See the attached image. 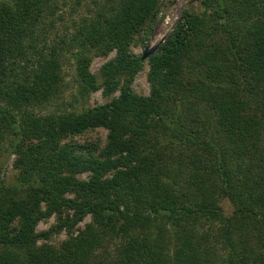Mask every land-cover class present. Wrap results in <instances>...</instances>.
Returning a JSON list of instances; mask_svg holds the SVG:
<instances>
[{
  "label": "trees",
  "instance_id": "16d2710c",
  "mask_svg": "<svg viewBox=\"0 0 264 264\" xmlns=\"http://www.w3.org/2000/svg\"><path fill=\"white\" fill-rule=\"evenodd\" d=\"M200 1L202 13L185 11L147 53L151 92L142 96L132 83L145 56L131 45L152 30L160 0H0V142L9 141L18 172L14 184L0 186V264H223L221 248L230 245L236 257L234 233L252 239V224L264 223V147L260 119L234 94L236 87L249 92L264 115V0ZM220 37L233 68L217 80V54L207 80L192 87L184 59ZM114 50L99 78L90 70L93 56ZM70 59L81 109L39 113L63 91ZM100 86L120 95L88 105ZM191 92L212 104L231 146L184 125ZM97 126L109 130L101 157L61 140ZM176 148L192 152L193 194H178L169 181L165 157ZM232 155H248L262 172L252 177ZM83 172L88 180L77 177ZM220 198L235 205L232 215ZM65 210L72 215L37 232L40 221ZM88 215L93 222L60 247L38 244ZM217 222L216 233L201 230ZM108 236L121 237L122 245L104 260L96 251ZM255 261L264 264V253Z\"/></svg>",
  "mask_w": 264,
  "mask_h": 264
},
{
  "label": "rangeland",
  "instance_id": "374dc122",
  "mask_svg": "<svg viewBox=\"0 0 264 264\" xmlns=\"http://www.w3.org/2000/svg\"><path fill=\"white\" fill-rule=\"evenodd\" d=\"M205 10L204 5L200 0H160L159 11L154 17V21L151 24L152 30L141 32L131 45L132 51L137 55L145 56L142 69L137 73L134 82L132 83L133 90L142 96H149L151 92V84L148 79V72L150 69L149 60L147 57L148 52H153L161 43H163L174 30L177 22L180 20L182 14L185 11H194L202 13ZM219 37V36H218ZM220 54L221 58L217 61L216 65H220L219 74L214 72L217 80L222 78V74L227 72L226 78L234 66V59L227 57V48L224 44L223 38H212L208 41L205 48L200 52L194 51L184 59V66L187 76L190 78L192 87L200 85L201 81L207 80L206 75L212 73V65L210 60ZM116 51L110 52L108 55H95L92 58L90 70L100 78L102 66L114 58ZM204 57V58H202ZM215 65V66H216ZM215 68V67H214ZM74 61L72 59L66 60L63 65L64 86L60 96L54 99L51 103L44 105L37 109L41 114H48L54 111H77L81 109V105L75 101L74 91L76 83L74 80ZM214 75V74H213ZM204 79V80H203ZM240 82V79L238 80ZM121 90L117 89L112 93H107L103 86H100L97 90L91 93L88 99V105L96 106L108 103L120 95ZM209 93V91L207 92ZM202 96V93L191 94L183 104V122L187 128L197 129L202 136L206 133L210 134L212 138H215L219 142L229 146L232 145V141L227 139L224 132L218 127V117L215 114L212 104L206 99L197 97ZM235 100H240L246 103L245 112L249 115L256 114L260 119V131L261 141L260 147H264V115L258 106V103L247 91H244L236 87V93L234 94ZM201 100V101H200ZM109 130L105 126H97L86 130L79 134H69L64 136L61 140L63 143H72L78 147L79 152L85 155H94L97 157L102 156V152L108 141ZM264 149V148H263ZM9 141L0 142V186L12 185L17 180V170L14 168L15 154H12ZM232 150V149H231ZM173 152L169 156L166 155V159L171 161L170 173H168L169 181L172 182L178 189L177 193L190 191L193 194V189L190 185H193L192 181L195 179L192 176L193 166L190 162L191 151H186L184 154L180 153L178 148L171 150ZM235 161L242 162L243 167L249 171L252 177L257 178L258 174L262 172L261 168L256 167L254 161H252L248 155L246 156H233ZM213 163L207 160V164ZM260 172V173H259ZM111 175V173L109 174ZM90 172H83L77 174V177L81 180H88ZM165 178H167L165 176ZM194 186V185H193ZM192 190V191H191ZM220 204L224 207L225 212L228 215H232L235 209V205L226 198L219 199ZM72 215V211H63L62 214L54 213L46 219L40 221L36 227L38 233L52 230L60 222V216L66 217ZM93 222L91 215H88L83 221L78 223L72 229H62L60 231H50L47 239L42 238L38 244L47 243L56 247H60L70 236L76 235L78 232L84 230L88 224ZM220 222L214 224L213 227L208 228V225L204 224L201 230L210 229L215 232ZM255 235H252V239H247L244 235L234 233L236 242V257L232 260L230 255L233 253L230 250V245L227 248L220 249V258L224 260L223 264H255V259L262 252L264 253V223L258 222L252 224ZM108 236L106 247L98 249L96 252L102 259L114 258L116 251H118L120 245H122L121 237L110 238ZM247 248L252 250L247 251ZM222 264L221 262H219Z\"/></svg>",
  "mask_w": 264,
  "mask_h": 264
}]
</instances>
